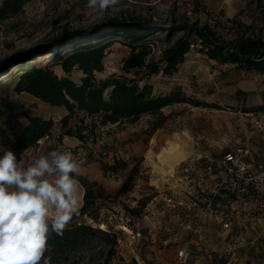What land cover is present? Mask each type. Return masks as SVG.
<instances>
[{"label": "rangeland", "instance_id": "1", "mask_svg": "<svg viewBox=\"0 0 264 264\" xmlns=\"http://www.w3.org/2000/svg\"><path fill=\"white\" fill-rule=\"evenodd\" d=\"M251 1L121 0L114 9L99 13L86 6L87 0H0V65L5 60L12 62L10 67L0 71V147L6 148L17 140L29 125L30 117L52 118L55 125L51 134L22 153L23 165L51 150H70L81 163L78 177L98 182L110 196L98 200L86 216L72 219L68 225L86 223L107 232L108 236L94 235L76 248L52 252L50 264H137V256L147 264H156L150 256L152 251L148 250L153 239L158 248L164 250L176 238L185 240L194 227V219L189 214L201 213L197 206L190 205V178L195 181L201 173L196 174L194 169L182 173L184 164L191 163L202 153L218 156L231 150L234 133L241 130L235 115L239 109H244V95L238 103L235 99L238 92L234 89L244 75L238 65L220 69L221 63L215 64L217 61L209 59L200 46L187 54L184 63L172 75L162 72L148 75L144 69L125 73L123 60L131 50L118 36L119 40L107 51L104 71L137 79L140 87L150 84L154 95L181 88L191 101H200L203 105L176 103L163 108L159 115H144L136 122L96 125L83 130L88 136L81 141L64 135L66 130L61 120L68 114L67 109L53 108L28 93L14 91L21 76V63L17 59L38 46H53L65 33L87 34L125 13L162 29L183 22H198L200 27L209 25L223 40L231 41L234 35L244 31L256 32L246 30L248 27L258 29L264 24L263 11L253 14L256 17L253 21L251 15L256 9L252 4V12L248 10ZM181 35L169 40L165 32H158L149 37L146 43L153 47V53L147 61H159L162 51ZM73 49L68 48L67 53ZM32 63L45 68L50 65L51 56H38ZM53 69L59 77L70 76L78 83L84 77L77 68L70 74L60 65ZM246 95L248 93L245 99ZM82 119L87 126L98 121V117L78 113L69 126L77 129ZM158 124L161 125L156 129ZM8 129L12 141L7 136ZM122 159L129 165L125 170L107 173L103 170V164ZM134 167L137 171L132 189L117 196ZM79 185L82 189L80 210L85 189L80 182ZM135 233L141 235L131 242L130 237Z\"/></svg>", "mask_w": 264, "mask_h": 264}, {"label": "trees", "instance_id": "2", "mask_svg": "<svg viewBox=\"0 0 264 264\" xmlns=\"http://www.w3.org/2000/svg\"><path fill=\"white\" fill-rule=\"evenodd\" d=\"M252 4L255 5V12H252ZM249 9L254 21L256 17L253 14L258 11H263L264 14L263 0H252L248 4ZM262 19L264 21V16ZM235 21L232 20L233 23ZM199 24L183 22L162 29L142 22L138 16L125 13L120 18L109 20L98 26L90 33L85 34L79 31L65 33L55 41L53 46H38L17 59L21 63L19 70L21 76L14 91L28 93L53 107H65L68 114L61 120L62 128L66 130L64 135L85 141L88 135L83 130L91 129L96 125L107 126L123 121L136 122L144 115H159L163 108L176 103L203 105L200 101H191L181 88H176L168 94L154 95L152 85L146 84L140 87L137 79L117 74H112L109 81L97 88L93 82V71L105 70L104 59L107 51L116 40H119L118 36L123 38L131 50L129 56L123 60L122 70L125 73L144 69L148 75H157L161 72L172 75L177 72L178 66L184 63L187 54L195 46H200L209 59L221 64H237L247 73H264V24L258 29L248 27L246 30L253 29L256 32L248 34L249 31H244L234 35L231 41L223 40L209 25L200 27ZM158 32H165L169 40L177 34L182 35L162 51L159 61L148 62L147 59L152 55L153 47L146 43V40ZM70 47L74 49L67 53ZM47 54L51 56V63L47 67H38L32 63V60L38 56ZM11 64L10 60L3 61L0 71L3 68L7 69ZM56 65H60L67 74L77 68L84 73V77L80 83L70 76L59 77L53 69ZM106 89L110 97L107 102L102 98ZM262 95L264 97V91ZM238 111H264V104L254 108L244 107ZM78 113H83L90 118L98 117V121H95L92 126H87L82 119V125L73 129L69 126L70 120ZM29 121L23 134L7 148L16 154L18 161L22 160V153L25 150L37 146L39 140L49 136L55 125L52 118L46 120L30 117ZM160 125L158 124L156 129ZM128 166V162L122 159L116 160L113 164H103V170L106 173L117 172L120 169L125 170ZM136 171L134 167L117 196L128 193L132 189ZM77 179L85 189L84 204L79 210V215L74 216L73 219L86 216L89 209L95 208L98 200L110 198L98 182L90 181L82 176ZM94 235L108 236V233L86 223L72 224L66 227L62 236L54 235L50 239L51 249L47 255L59 250L76 248Z\"/></svg>", "mask_w": 264, "mask_h": 264}, {"label": "clouds", "instance_id": "3", "mask_svg": "<svg viewBox=\"0 0 264 264\" xmlns=\"http://www.w3.org/2000/svg\"><path fill=\"white\" fill-rule=\"evenodd\" d=\"M120 2L87 0L86 6L105 13ZM93 77L99 88L111 74L94 70ZM0 152V264H50V239L79 215L81 163L70 150H51L26 166L13 151Z\"/></svg>", "mask_w": 264, "mask_h": 264}, {"label": "built area", "instance_id": "4", "mask_svg": "<svg viewBox=\"0 0 264 264\" xmlns=\"http://www.w3.org/2000/svg\"><path fill=\"white\" fill-rule=\"evenodd\" d=\"M237 114L250 120L252 136L218 156L202 153L191 163L184 164L182 170V173H188L194 169L196 174L200 171V177L195 181L190 178V205L213 216L225 230L231 229L234 221H238L240 228H243L245 213L248 215L253 210V202L257 203L254 210L256 216L264 217V160L250 159L255 141L264 136V111H239ZM198 227L194 226L193 231ZM140 235L133 234L130 241L138 240ZM177 258V264L191 263L192 251L189 245L178 250ZM135 260L137 264H147L138 256Z\"/></svg>", "mask_w": 264, "mask_h": 264}, {"label": "crops", "instance_id": "5", "mask_svg": "<svg viewBox=\"0 0 264 264\" xmlns=\"http://www.w3.org/2000/svg\"><path fill=\"white\" fill-rule=\"evenodd\" d=\"M218 64V62H215ZM219 65V64H218ZM237 64L225 63L220 64V69L225 67H234ZM225 66V67H224ZM243 79L239 81L235 92L238 95L235 99L240 103L241 97L243 106L246 108L259 107L264 104V73H247L242 71ZM244 94H242V93ZM246 99H245V94ZM64 108L65 107H53ZM240 110V109H239ZM239 122L241 130L234 133V149L240 142L253 134L252 123L248 118L235 115ZM6 133V131H5ZM8 138H11V130H7ZM11 143L7 145V149ZM250 159L252 161L264 160V136L258 138L251 150ZM147 161L149 162L148 158ZM150 166L152 165L149 162ZM253 210L246 215L245 226L240 228L239 222L234 221L232 228L225 230L222 225L211 215L204 213L189 214L194 219L193 226H199L198 229L189 233L184 239H174L169 248L160 249L155 244L148 249L151 250L150 256L156 260V264H175L177 260V250L184 245H189L192 251L190 264H264V217L256 216L255 209L257 203H252ZM197 217V219H196ZM153 235V234H152ZM154 237V235L152 236ZM184 240V241H183ZM183 241V242H182Z\"/></svg>", "mask_w": 264, "mask_h": 264}, {"label": "bare ground", "instance_id": "6", "mask_svg": "<svg viewBox=\"0 0 264 264\" xmlns=\"http://www.w3.org/2000/svg\"><path fill=\"white\" fill-rule=\"evenodd\" d=\"M82 200V189L80 188V202ZM102 228H104V225L101 226Z\"/></svg>", "mask_w": 264, "mask_h": 264}]
</instances>
